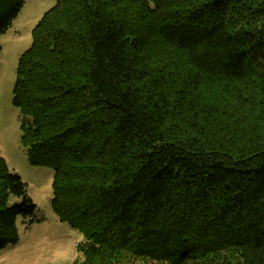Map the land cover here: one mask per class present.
I'll return each mask as SVG.
<instances>
[{
	"label": "trees",
	"instance_id": "trees-1",
	"mask_svg": "<svg viewBox=\"0 0 264 264\" xmlns=\"http://www.w3.org/2000/svg\"><path fill=\"white\" fill-rule=\"evenodd\" d=\"M12 93L70 264H264V0H57ZM34 211L0 157V249Z\"/></svg>",
	"mask_w": 264,
	"mask_h": 264
},
{
	"label": "rangeland",
	"instance_id": "rangeland-1",
	"mask_svg": "<svg viewBox=\"0 0 264 264\" xmlns=\"http://www.w3.org/2000/svg\"><path fill=\"white\" fill-rule=\"evenodd\" d=\"M57 0H23L7 29L0 34V157L26 183L35 205L34 217L17 216L18 237L0 249V264H70L80 259V232L60 221L51 207L53 169L29 163L20 142V112L12 103L15 69L31 42V31ZM127 264H154L131 260Z\"/></svg>",
	"mask_w": 264,
	"mask_h": 264
}]
</instances>
